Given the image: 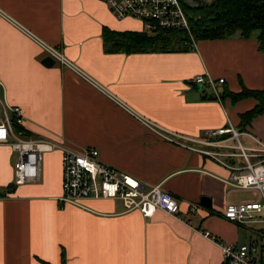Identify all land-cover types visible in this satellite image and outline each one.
<instances>
[{
  "label": "crops",
  "instance_id": "1",
  "mask_svg": "<svg viewBox=\"0 0 264 264\" xmlns=\"http://www.w3.org/2000/svg\"><path fill=\"white\" fill-rule=\"evenodd\" d=\"M143 33L139 19H117L104 0H0V98L25 111L24 132L99 150L102 162L130 174L146 188L172 192L185 211L200 205L190 226L164 211L151 218L126 211L118 200L60 201L62 153H45L38 182L16 185L19 154L0 145V264H224L220 241L241 243L254 227L224 219L228 202L253 199L226 183L230 169L162 139L140 120L200 138L233 126L240 142L264 143V113L245 129L240 114L258 104L232 103L212 89H192L197 76L225 79L227 89L264 91V48L257 35L201 40L184 50L128 53L112 50L104 30ZM62 53L81 73L46 64L39 41ZM245 165L243 158L224 159ZM256 163L258 158H250Z\"/></svg>",
  "mask_w": 264,
  "mask_h": 264
},
{
  "label": "built area",
  "instance_id": "2",
  "mask_svg": "<svg viewBox=\"0 0 264 264\" xmlns=\"http://www.w3.org/2000/svg\"><path fill=\"white\" fill-rule=\"evenodd\" d=\"M115 18L139 19L143 22V32L156 35L159 31L184 30L190 34L192 48L197 42L190 31V19L184 8V0H104ZM185 2V1H184ZM39 41L43 50L58 61L62 67L79 70L60 50ZM225 79H214L208 75H200L191 84H201L212 89L220 98V87ZM25 111L22 107L9 105L0 98V145H9L19 154L15 164L14 182L23 185L38 182L41 174V161L45 153L58 150L62 153V196L61 203L77 207L84 206L85 200H118L126 211H140L145 218H151L156 211H164L169 216L193 226L192 217L199 211L201 204L190 203L183 211L178 199L172 192L164 190L161 185L146 188L144 184L130 174L102 162L99 150L90 147L72 146L65 142L49 139H33L24 132ZM148 128L166 141L180 147L199 152L210 159L218 161L230 169L226 183L236 190H250L257 194L256 198L240 202H228L223 212L224 219L240 226L251 223H264L260 214L264 212V143L253 139L255 146H246L240 142L244 132L233 126L206 131L200 138H192L184 134L167 131L155 122L140 117ZM21 129V132L18 129ZM19 129V130H20ZM243 158L245 165H235L224 159ZM258 158L253 163L250 158ZM254 236L244 244L220 241L207 231L204 235L216 242L222 250L224 264H264V228L251 231Z\"/></svg>",
  "mask_w": 264,
  "mask_h": 264
},
{
  "label": "trees",
  "instance_id": "3",
  "mask_svg": "<svg viewBox=\"0 0 264 264\" xmlns=\"http://www.w3.org/2000/svg\"><path fill=\"white\" fill-rule=\"evenodd\" d=\"M183 3L190 19V31L196 42L223 40L240 32L244 38H252L254 34H258L260 49L264 48V0H211L201 6H191L184 1ZM103 33L105 41L111 43L112 50H123L128 53L166 51L174 43H178L184 50L193 49L190 34L184 30L159 31L158 34L150 36L144 32L115 33L107 29ZM221 97L230 98L232 103H238L246 98L258 102L253 109L240 114L239 128L242 130L264 113L263 90H251L242 86L239 93L226 89Z\"/></svg>",
  "mask_w": 264,
  "mask_h": 264
},
{
  "label": "water",
  "instance_id": "4",
  "mask_svg": "<svg viewBox=\"0 0 264 264\" xmlns=\"http://www.w3.org/2000/svg\"><path fill=\"white\" fill-rule=\"evenodd\" d=\"M184 1L187 2L191 6H201L205 1L210 2V0H184ZM45 63L46 64H53V63H55V60L53 57L49 56L46 58ZM192 89L202 90V86H201V84L196 83L195 85H193ZM201 205L208 206V207L211 206L210 201H208L207 199H204V198L201 200Z\"/></svg>",
  "mask_w": 264,
  "mask_h": 264
},
{
  "label": "rangeland",
  "instance_id": "5",
  "mask_svg": "<svg viewBox=\"0 0 264 264\" xmlns=\"http://www.w3.org/2000/svg\"><path fill=\"white\" fill-rule=\"evenodd\" d=\"M211 1V0H210ZM205 3H207L206 1H205ZM260 218L261 219H264V212L263 213H261L260 214ZM249 227H254V228H256V229H258V228H264V223H258V224H254V223H251V224H249L248 225ZM252 236H254V235H252ZM249 237H250V234L249 235H247L245 238H244V240H242L241 241V243H239L240 245L241 244H244V243H247V242H249L251 239H252V237L249 239ZM255 237V236H254Z\"/></svg>",
  "mask_w": 264,
  "mask_h": 264
}]
</instances>
